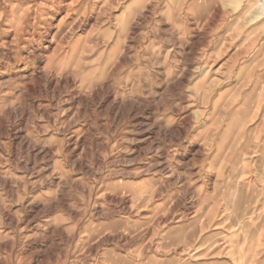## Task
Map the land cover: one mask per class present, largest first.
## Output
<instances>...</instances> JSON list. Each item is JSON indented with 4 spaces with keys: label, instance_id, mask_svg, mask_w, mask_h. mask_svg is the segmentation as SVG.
Wrapping results in <instances>:
<instances>
[{
    "label": "rangeland",
    "instance_id": "rangeland-1",
    "mask_svg": "<svg viewBox=\"0 0 264 264\" xmlns=\"http://www.w3.org/2000/svg\"><path fill=\"white\" fill-rule=\"evenodd\" d=\"M54 1L0 17V264H264V0L178 7L182 40ZM55 50L76 75L45 87Z\"/></svg>",
    "mask_w": 264,
    "mask_h": 264
},
{
    "label": "clouds",
    "instance_id": "clouds-1",
    "mask_svg": "<svg viewBox=\"0 0 264 264\" xmlns=\"http://www.w3.org/2000/svg\"><path fill=\"white\" fill-rule=\"evenodd\" d=\"M149 5H151V12L146 16L145 13L149 12ZM182 7L185 9V13L195 16L199 9L198 0H182L181 5H175V0H133V3L128 5L129 10L137 9L134 13L135 16H143L145 20L148 21V28L151 33H155L159 35V22L156 20V17L165 16L167 19L166 23L173 24V28L170 30L173 34L176 31H180L179 39H184V37L188 34L187 29V20L185 19V13H177V8ZM163 8V11H158V9ZM7 15V23H12L17 16L16 11L14 10V5L10 2V0H0V17ZM175 17V19H174ZM179 20L180 23L177 24L176 20ZM36 30L39 29V25L34 26ZM71 30V29H70ZM159 43L162 45L164 43H173L171 40H160ZM158 52H154L153 56H157ZM47 59L44 56H33L29 61L30 63H35L37 60ZM118 63V61H117ZM133 63L136 61L134 59ZM149 64H155L154 58H149ZM44 75L42 80L47 86V82L50 80H55L59 83L60 79H68L69 77H73L76 73L71 70L67 65L64 57H57L54 62L50 63L48 67L42 69ZM149 72L148 66H144L143 68L135 69V78L150 80L151 75H143L144 73ZM127 91V85H124ZM135 87H139V85H135Z\"/></svg>",
    "mask_w": 264,
    "mask_h": 264
},
{
    "label": "bare ground",
    "instance_id": "bare-ground-1",
    "mask_svg": "<svg viewBox=\"0 0 264 264\" xmlns=\"http://www.w3.org/2000/svg\"><path fill=\"white\" fill-rule=\"evenodd\" d=\"M64 1L65 0H59V3H57L56 1H54V2H52L53 3V5L55 6V7H58V6H60L62 3H64ZM64 7L65 8H67V13L69 12V11H71L72 9H73V6H71V5H69V4H66V5H64ZM53 10L55 11L56 9L53 7ZM53 10H51L52 12H53ZM50 11V12H51ZM66 16L67 17H69L70 15L69 14H66ZM62 21V20H61ZM60 21V23L59 24H61L62 22ZM53 22V21H52ZM13 24H14V26L15 27H20L21 26V21H20V18L19 17H17L16 16V19L12 22ZM17 31H19V29L17 30ZM53 32V31H52ZM54 40V39H53ZM53 40L51 41V43H54L53 42ZM46 45V44H45ZM51 47V46H50ZM56 51L57 50H55L54 51V53H53V55L51 56V57H49L48 59H47V64H46V67H48L49 66V64L50 63H52V62H54L55 60V54H56ZM22 73V72H21ZM39 76V75H38ZM54 84V83H53ZM53 86V85H52ZM32 89V88H31ZM31 92H32V90H30ZM34 94V93H33ZM79 99V98H78ZM85 106H87V105H85ZM44 110V109H43ZM17 112V111H16ZM91 113V112H90ZM132 117V116H131ZM6 129V128H5ZM169 131H171V130H169ZM93 132V131H92ZM91 132V133H92ZM12 135H13V133H12ZM28 144V143H27ZM38 144H39V142H38ZM42 147V146H41ZM201 149V148H200ZM48 150V149H47ZM46 151V150H45ZM44 153V152H43ZM50 156V155H49ZM76 165V164H75ZM57 181V180H56ZM55 182V181H54ZM38 191V190H37ZM43 205H44V203H43ZM46 205V204H45ZM29 208V207H28ZM41 208H43V207H41ZM243 208V207H242ZM39 209V208H38ZM31 210V209H30ZM78 214V213H77ZM34 227V226H33ZM36 227V226H35ZM40 242V241H39Z\"/></svg>",
    "mask_w": 264,
    "mask_h": 264
}]
</instances>
